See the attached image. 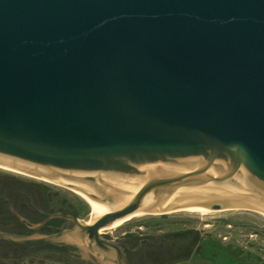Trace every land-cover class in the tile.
Masks as SVG:
<instances>
[{"label": "water", "instance_id": "obj_1", "mask_svg": "<svg viewBox=\"0 0 264 264\" xmlns=\"http://www.w3.org/2000/svg\"><path fill=\"white\" fill-rule=\"evenodd\" d=\"M0 167L94 206L31 223L0 199L27 227L0 240L94 264H126L117 220L264 214V0H0Z\"/></svg>", "mask_w": 264, "mask_h": 264}, {"label": "flooded vegetation", "instance_id": "obj_2", "mask_svg": "<svg viewBox=\"0 0 264 264\" xmlns=\"http://www.w3.org/2000/svg\"><path fill=\"white\" fill-rule=\"evenodd\" d=\"M1 177L0 199H6L14 212H17L28 222L36 223L47 219L46 215L35 211L34 208L50 215L60 213L78 219L74 212H69L63 206H60L62 204L51 202L49 194L44 195L35 190V186H28L27 188L30 191L26 192L17 184H14L13 180L15 179L3 180ZM21 223L16 216L12 215L7 203L0 202V232L25 233L27 231V227L23 225L25 221L21 220ZM155 225H157V228L163 226L159 223ZM153 226L154 224H146L145 229L147 231L148 229H154ZM139 230L143 229L137 227L134 231H124L118 237H112V239L117 240L124 239L125 241H122L121 244L129 250L135 249L141 241L140 248L133 252L124 246L120 247L123 249L122 253L125 256L126 264H207L205 245L208 239H211L208 235L198 233L194 229L193 231L187 229L186 231L180 230L167 233H139ZM159 236L164 240H160ZM223 239L225 238L222 237L221 240L215 241L217 244H223ZM32 247L36 248L25 253ZM8 252L11 253L10 257ZM52 261L61 262L60 264H94L92 261L80 257L69 256L68 249L65 246L43 242L15 244L0 240V264H50Z\"/></svg>", "mask_w": 264, "mask_h": 264}, {"label": "rangeland", "instance_id": "obj_3", "mask_svg": "<svg viewBox=\"0 0 264 264\" xmlns=\"http://www.w3.org/2000/svg\"><path fill=\"white\" fill-rule=\"evenodd\" d=\"M3 180L15 179L24 191H30L28 186H35L37 191L50 195L51 202L62 204L69 212L78 211L79 221L87 223L91 219L89 202L77 192L61 187L55 183L25 176L15 171L0 168ZM55 205V203H54ZM166 215H144L134 218L122 225L103 228L101 234L111 232V237H118L124 231L139 233H167L191 229L208 235L205 245L207 264H264V217L253 211L228 210L200 215L189 212H165ZM156 223H159L157 228ZM146 224H154V229H145ZM156 228V229H155ZM217 237V238H216ZM223 239V244L215 240ZM52 261L50 264H60Z\"/></svg>", "mask_w": 264, "mask_h": 264}, {"label": "bare ground", "instance_id": "obj_4", "mask_svg": "<svg viewBox=\"0 0 264 264\" xmlns=\"http://www.w3.org/2000/svg\"><path fill=\"white\" fill-rule=\"evenodd\" d=\"M3 169H5V168H3ZM7 170H9V169H7ZM18 173H20V172H18ZM20 174H23V173H20ZM23 175L30 176V177H33V178H36V179H40V180H44V181H47V182L55 183V184H57V185H59L61 187H64V188H67L69 190H73V191L77 192L81 197L85 198L89 202V204L91 206V214H92L91 215V219L86 224H90L93 221V218H94V206H93V204L91 203V201L86 196H84L82 193H80L76 189H74V188H72V187H70L68 185H65V184H62V183H58V182H55V181H52V180H48V179H45V178H41V177H37V176H32V175H27V174H23ZM234 210L253 211V212L258 213V214H260V215H262L264 217V214L262 212L256 211V210H250V209H234ZM214 212H218V211L202 210V211H190L189 213H195V214H200V215H207L209 213H214ZM155 214H157V213H155ZM144 215H150V214L147 212V213H142V214L135 215V216H132V217H128V218H125V219L117 220V221L113 222L112 224H110L108 226H113V225L119 226V225L125 224L126 222H128L130 220H133L134 218H138V217H141V216H144ZM102 229L100 230V233H101Z\"/></svg>", "mask_w": 264, "mask_h": 264}, {"label": "trees", "instance_id": "obj_5", "mask_svg": "<svg viewBox=\"0 0 264 264\" xmlns=\"http://www.w3.org/2000/svg\"><path fill=\"white\" fill-rule=\"evenodd\" d=\"M71 210L75 213V215H79L78 211H74V209L71 208Z\"/></svg>", "mask_w": 264, "mask_h": 264}]
</instances>
